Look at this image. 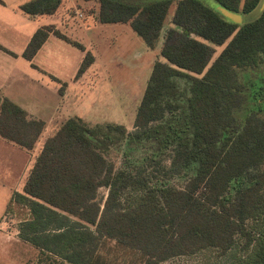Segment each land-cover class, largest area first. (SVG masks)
Listing matches in <instances>:
<instances>
[{
	"label": "trees",
	"instance_id": "16d2710c",
	"mask_svg": "<svg viewBox=\"0 0 264 264\" xmlns=\"http://www.w3.org/2000/svg\"><path fill=\"white\" fill-rule=\"evenodd\" d=\"M84 1L100 4L101 23H130L151 49L176 5L173 27L165 34L133 132L74 117L45 141L23 193L14 195L31 212L19 226L20 239L68 264H111L101 252L106 240L137 256L136 264H166L206 252L227 256L236 246L242 256L235 264H264V117L255 111L243 121L237 116L245 106L244 88L252 89L250 75L264 67V11L239 26L216 10L250 14L264 0H213L214 6L206 0ZM61 3L34 0L22 10L52 15ZM51 34L70 41L53 27L41 28L24 57L32 61ZM225 45L212 63L215 48ZM93 63L87 52L78 77ZM44 128L43 121L0 95L2 138L32 150ZM120 149L154 159L171 152L185 186L153 187L141 175L117 170L108 155ZM128 191L141 195L125 206Z\"/></svg>",
	"mask_w": 264,
	"mask_h": 264
},
{
	"label": "crops",
	"instance_id": "0c3cea01",
	"mask_svg": "<svg viewBox=\"0 0 264 264\" xmlns=\"http://www.w3.org/2000/svg\"><path fill=\"white\" fill-rule=\"evenodd\" d=\"M31 1L34 0L0 1V95L24 109L30 118L45 123L44 131L32 150H27L0 136V264H25L11 257V252H14L16 245L7 240L9 237L6 233L4 219L9 215L11 207L16 204L14 195L23 193L26 181L45 141L54 136L67 120L74 117L81 118L90 125L118 124L94 119L92 115L95 116L96 96L93 95L90 102L77 87H81L83 81L91 74H108L109 64H106L103 59L104 54L100 52L102 45L108 43L113 35L128 33L132 27L130 23H101L99 20L101 6L96 1L62 0L60 7L52 15H29L22 10V7ZM175 9L176 6L170 10L162 31L163 41L159 43V47L151 49L145 43L146 49L159 52V60L165 34L173 27L172 20ZM44 27H53L71 42L77 43L85 49V51L81 50L80 60L73 78L71 89H74L76 101L67 107L71 108L70 111L66 110L65 105L59 106L60 102L68 98L70 88L66 84H62L61 78L56 76L51 69L56 64L59 66L65 65V63L69 64L63 55L51 51L55 46H60V42H64V40L51 34L32 61L24 57L33 36ZM87 52L93 55L94 63L78 78ZM55 59L58 62H55ZM111 85L110 83L108 86L111 91L108 94V99H116L118 95H115L117 93ZM62 88H64L63 95L60 94ZM51 93L54 103L50 109L48 98ZM56 104L58 105L57 110L55 109ZM18 229L16 228V230ZM19 241L22 242L20 237ZM19 247H22V244H19Z\"/></svg>",
	"mask_w": 264,
	"mask_h": 264
},
{
	"label": "rangeland",
	"instance_id": "374dc122",
	"mask_svg": "<svg viewBox=\"0 0 264 264\" xmlns=\"http://www.w3.org/2000/svg\"><path fill=\"white\" fill-rule=\"evenodd\" d=\"M205 3L211 6L215 5L213 0H206ZM262 5L263 3L250 14H240L238 20L241 23L239 26L258 19L264 11ZM175 6H173V8ZM92 11H94V9H92ZM72 16H74V13H72ZM131 28L128 33L124 31L125 33L123 34L113 35L109 42L103 44L101 47L100 52L104 54L103 59L106 61V64H109L108 74H91L89 78L83 81L81 87H77L80 88V93L86 95V99L90 102L92 101V96H96V106L94 108L95 116L92 115L94 119L122 124L129 132L135 130L134 124L136 115L143 100L154 64L159 56L157 50L151 51L146 49L143 39ZM162 38L163 37H161L159 43L163 41ZM65 41L66 40L60 42V46L50 48H52L51 51L53 53L63 55L66 62H69V64L66 65L65 63L63 66L56 64L51 67V69L56 76L61 78V83L66 84V86L70 88L68 98L59 103L60 107L65 105L66 110L70 111L71 108L67 107L76 101V94L71 87L73 78L76 74L77 64L80 60L81 49L73 45V42L66 41L65 43ZM159 43L157 44V48L159 47ZM226 45L215 48L216 54L212 63L222 53ZM54 61L58 62L57 59ZM59 63L61 64V62ZM242 71L244 70L239 71L240 81L245 82L246 72ZM110 83L112 84L111 87L114 88V91L117 93L115 95H118L116 99H108V94L111 92L108 87ZM249 84L252 89L247 86L244 88L246 92L245 106L237 115L239 120L242 121L247 115V112L255 111L264 117V94L258 95L254 99L252 98V96L257 93V89L264 86V67L255 71V74L252 73L250 75ZM97 96L99 97L97 98ZM53 103L54 98H52L51 93L48 98L50 109L53 107ZM57 106L56 104V110ZM260 109L263 110L260 111ZM170 156L171 152L165 153L162 157L157 159L151 158L147 154H138L133 157L129 156L127 152L125 153L123 149H120L110 153L108 158L117 170L124 169L134 174L141 175V177H144L153 187L167 185L182 188L185 186L187 180L184 177L183 171L172 167ZM107 195V189H101L99 201L104 203L107 199ZM140 195L141 193L128 191L123 197L125 206L133 203ZM29 219H31V212L26 206L16 203L11 207L8 216V224L6 225V233L9 237L7 240L16 245L14 252H11V257L25 264H68L57 256L44 253L24 241H19L18 236L20 232H18V228L22 222ZM16 228L18 230H16ZM243 242L245 241L243 240ZM19 244H22V247H19ZM101 252L111 264H136L137 262V256L130 251H122L112 240L103 241ZM240 256H242L240 246H236L227 256H220L215 252H206L194 256L193 258H181L170 264H235Z\"/></svg>",
	"mask_w": 264,
	"mask_h": 264
},
{
	"label": "water",
	"instance_id": "95a60500",
	"mask_svg": "<svg viewBox=\"0 0 264 264\" xmlns=\"http://www.w3.org/2000/svg\"><path fill=\"white\" fill-rule=\"evenodd\" d=\"M262 9L264 10V1H263V5H262ZM216 10L227 20L231 21L232 23H235L237 25H239L241 22L238 20L240 14H236L233 12H230L229 10L221 7V6H217Z\"/></svg>",
	"mask_w": 264,
	"mask_h": 264
},
{
	"label": "flooded vegetation",
	"instance_id": "af4514ba",
	"mask_svg": "<svg viewBox=\"0 0 264 264\" xmlns=\"http://www.w3.org/2000/svg\"><path fill=\"white\" fill-rule=\"evenodd\" d=\"M253 73L255 74V72H253ZM256 79L259 80L258 78H256ZM249 82H250V80H249ZM249 82H248V83H249ZM256 82H258V81H256ZM261 88H262V86L259 88L260 90L257 89V93H259V94L255 93L256 96H258V95L260 96L261 94H264V92L261 93Z\"/></svg>",
	"mask_w": 264,
	"mask_h": 264
},
{
	"label": "built area",
	"instance_id": "2783aa9c",
	"mask_svg": "<svg viewBox=\"0 0 264 264\" xmlns=\"http://www.w3.org/2000/svg\"><path fill=\"white\" fill-rule=\"evenodd\" d=\"M9 216V215H8ZM8 216L5 217L4 219V224L7 225L8 224Z\"/></svg>",
	"mask_w": 264,
	"mask_h": 264
}]
</instances>
